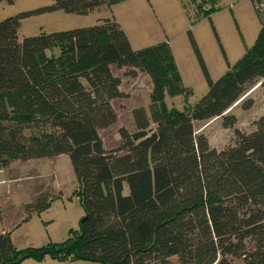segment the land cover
<instances>
[{
	"label": "trees",
	"instance_id": "trees-1",
	"mask_svg": "<svg viewBox=\"0 0 264 264\" xmlns=\"http://www.w3.org/2000/svg\"><path fill=\"white\" fill-rule=\"evenodd\" d=\"M119 1L53 0L0 20V169L66 154L84 208L62 242L19 248L3 228L0 264L46 254L102 264H264V112L247 130L229 111L237 102L250 108L253 98L242 96L264 86V15L252 45L215 80L193 42L208 89L184 109L167 102L190 91L167 41L134 49L108 17L18 36L31 14H85ZM252 1L259 14L264 1ZM113 66L146 73L151 87L147 106L131 109L133 128L119 126L107 147L100 130L117 121L113 100L125 96ZM214 117L233 129L221 148L195 131V121ZM58 194L21 202L15 226Z\"/></svg>",
	"mask_w": 264,
	"mask_h": 264
},
{
	"label": "rangeland",
	"instance_id": "rangeland-1",
	"mask_svg": "<svg viewBox=\"0 0 264 264\" xmlns=\"http://www.w3.org/2000/svg\"><path fill=\"white\" fill-rule=\"evenodd\" d=\"M52 1H0V20ZM257 6L259 14L252 0H121L111 5H101L85 14L63 10L31 14L21 19L18 36L22 38L93 25L108 17L120 24L134 49L167 41L182 83L190 89L187 95L167 97V102L178 109H184L186 104L192 105L208 89L193 42L196 43L209 76L215 80L254 42L261 24L260 16L264 15V2ZM112 72L120 77V88L125 96L113 100L118 113L117 121L100 130L107 147L117 144L119 126L133 128L131 109L139 105L147 106L151 87L150 78L144 72L137 70L135 75H131L126 67L116 66L112 67ZM248 96L254 100L250 108L243 109L240 102H237L229 110L238 117L236 126L247 130L251 128L253 120L264 112V86L256 84L242 98ZM194 126L196 132H203L209 143L217 148L233 142V129L223 127L220 117L195 121ZM34 162L26 165L21 163L19 170H11L10 174L15 180H7L4 173L0 172V213L5 222L0 220V230H10V236L19 248L64 241L71 230L78 229L84 214L77 193L78 180L68 155L54 158L53 164L42 161L37 165ZM45 190L54 195L59 194L52 198L47 209L32 212L15 226L21 218L18 216L20 203L34 200L37 194ZM20 264L102 263L57 259L46 254L39 260L25 258Z\"/></svg>",
	"mask_w": 264,
	"mask_h": 264
},
{
	"label": "crops",
	"instance_id": "crops-1",
	"mask_svg": "<svg viewBox=\"0 0 264 264\" xmlns=\"http://www.w3.org/2000/svg\"><path fill=\"white\" fill-rule=\"evenodd\" d=\"M62 155L63 154L57 155V156H55L53 158H35V159H28L25 162H20V163H17L20 160H15V161L11 162L10 165L7 168L0 169V172H3L4 173V175L6 176L7 180H15L16 178L13 175L10 174V171L13 170V169L19 170V168H20L19 166H21V163H25V165H26L27 163H32V162L35 161L34 163H37V165H39V163H41L42 161H47V162L53 164L54 163L53 162L54 161V158L61 157ZM44 159H47V160H44ZM0 220L2 221V219H0ZM3 223H5L4 222V219H3ZM4 227H5V225H4Z\"/></svg>",
	"mask_w": 264,
	"mask_h": 264
}]
</instances>
